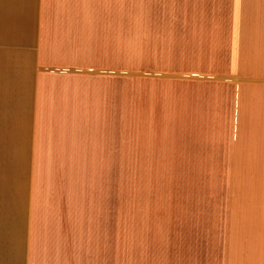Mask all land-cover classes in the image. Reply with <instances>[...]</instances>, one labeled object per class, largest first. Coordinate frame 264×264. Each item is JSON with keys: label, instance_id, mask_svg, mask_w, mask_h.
I'll return each instance as SVG.
<instances>
[{"label": "crops", "instance_id": "obj_1", "mask_svg": "<svg viewBox=\"0 0 264 264\" xmlns=\"http://www.w3.org/2000/svg\"><path fill=\"white\" fill-rule=\"evenodd\" d=\"M121 119L254 168V221L120 223ZM0 264H264V0H0Z\"/></svg>", "mask_w": 264, "mask_h": 264}, {"label": "rangeland", "instance_id": "obj_2", "mask_svg": "<svg viewBox=\"0 0 264 264\" xmlns=\"http://www.w3.org/2000/svg\"><path fill=\"white\" fill-rule=\"evenodd\" d=\"M157 129L148 127L146 130ZM187 129L195 134V128ZM127 132V120L121 119L120 223H234L245 202H249L254 221V168L221 166V159L199 161L205 165H189L195 161H185L184 165H134L141 161L134 160L128 153ZM147 146L162 148L166 145ZM171 146L195 150V140ZM238 173L242 183L250 179L247 190H238Z\"/></svg>", "mask_w": 264, "mask_h": 264}]
</instances>
